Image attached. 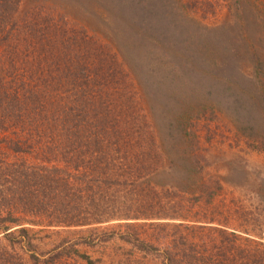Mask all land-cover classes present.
Instances as JSON below:
<instances>
[{
  "label": "rangeland",
  "instance_id": "obj_1",
  "mask_svg": "<svg viewBox=\"0 0 264 264\" xmlns=\"http://www.w3.org/2000/svg\"><path fill=\"white\" fill-rule=\"evenodd\" d=\"M210 1L218 11L215 16L199 14L198 21L196 17L190 20L196 14L193 6L210 12ZM233 1L143 0L147 4L141 8L132 6V24L149 26L151 20L143 21L135 14L152 18L163 12L161 5L169 6L171 15L180 19L190 9L184 23L196 29L203 25L223 30L221 37L229 50L227 62L233 61L229 57L233 52L244 74H251L246 66L253 53L252 44L259 59L264 60V43L262 35L254 34L255 29L250 32L256 36L253 42L244 37L239 40L237 32L241 29L236 30L231 18L229 27L222 28ZM92 3L95 5L96 0H23L13 13L19 24L0 26V264H264V112L261 114L260 109L249 118L245 114L235 116L225 107L219 113L215 94L202 84L195 86V81L199 82L195 74H204L210 68L204 64L199 67L194 59L183 61L176 54L164 70L158 58L151 63L153 59L150 62L147 57L142 64L137 63L139 66L131 61V67L122 64V53L127 52L125 36L135 27L122 23L118 17L121 14L116 13L108 24L118 27L117 32H102L92 18L91 14H96ZM44 4L52 5L54 13ZM246 18L247 24L254 22L252 15ZM55 29L58 47L53 39L39 37V32L55 36ZM84 31L86 52L107 54V66L113 56L121 64L119 70L116 68L121 80L111 91L115 104L99 102L93 89L75 85L81 77L78 65L89 61L80 41ZM231 71L237 73L236 66ZM136 74H161L158 78H165L167 86L163 82L158 93L150 89L145 93ZM154 119L160 121L157 128L152 127ZM248 124L255 126L254 132L246 129ZM246 133L255 134L256 140ZM57 136L69 137L71 150L65 149L66 145L57 147L62 143L53 144L51 140ZM87 136L90 140L85 139ZM19 140L26 144L15 151L21 145ZM99 140L100 145L94 144L99 147L91 145L87 150L89 143ZM163 148L172 150L173 155L169 157L165 151L161 156ZM179 149L190 156L179 161ZM174 156L178 159L171 167V178L166 174ZM156 158L165 171L153 178L151 169ZM54 164L77 186L84 188L86 181L94 179L98 198L99 189L105 188L109 189L108 197L127 201L125 194L139 190L134 184L140 183L145 196L159 203L163 200L165 210H158L156 202L149 211L163 220L46 227L43 220L27 211L12 208L22 193L18 186L21 173L30 177L35 167ZM87 172H93V177L87 178ZM157 183L168 186L155 197L152 192ZM142 206L146 211L147 204ZM9 214L19 223L7 221ZM6 227L10 228L8 233Z\"/></svg>",
  "mask_w": 264,
  "mask_h": 264
},
{
  "label": "trees",
  "instance_id": "obj_2",
  "mask_svg": "<svg viewBox=\"0 0 264 264\" xmlns=\"http://www.w3.org/2000/svg\"><path fill=\"white\" fill-rule=\"evenodd\" d=\"M22 1L23 0H0V26L3 23L9 25L10 23L8 22L19 24L16 20H14L13 13H16V8ZM149 3L153 4L152 2ZM145 4H147V2H143V0H96L95 5L92 3L91 9L95 10L96 13L91 14L93 16L92 18L97 23H99L100 26L97 29H100L102 32H117V30L115 29H118V27L111 28L108 24L111 17H114L116 13L117 15L121 14L118 17L121 18L122 23H130L133 27H135L134 31L126 30L127 34L125 37L128 38V41L126 43L124 41L123 45L124 48H127V52L125 54L122 53L124 57L121 61L122 64L126 62L131 67L132 63L142 64L144 59L147 57L150 62L153 59V62L151 63L157 62L156 58H158V61H160L159 67L164 70L169 58L175 59L176 54H179V59H182L183 61L189 62L194 59V61L198 63L199 67L204 64L206 66H209L210 68L209 70H206L204 74H195L196 77L199 76V82L195 81V86L202 84L204 88L206 87L208 89L209 92L215 94L216 98H214L213 100L214 102L218 101L217 107L219 113H223L225 111V107L228 108L235 116L245 114V116L248 115L249 118L250 116H255L256 111H259L260 109L261 114L264 112V109L260 108L264 105V60L259 59V55L255 50L253 44V53L251 54V56L249 57L250 59L247 62L248 66H246L252 71V73L244 74L242 70L243 68L239 64L241 61H238L234 57H232V54L234 55L235 53L232 52L231 54L229 52V57L233 61L227 62L226 57L229 50L228 45L221 37V32L223 30L217 31L216 29H212L208 26L203 25H198V29H196L195 27L191 28L184 23L185 17H187L186 12L190 11V9L183 13L180 19L179 15H171V12H169V6L161 5L160 7L163 9V12H158L152 18H150V16L148 15L146 16L145 13L139 14L138 12V14H135V17L143 21L151 20L149 26L143 27L139 24L134 26L132 24L134 23L132 6H138L141 8V6ZM178 4H181V2H178ZM44 6H46V4H44ZM46 7H49V9L47 10L48 12L54 13V7H52V5ZM192 9V12L196 14H194V16L190 18V20H193V18L196 17L197 21L200 18L198 16L199 14L215 16V14L218 12L217 9H214L213 1H210V12H206V10L208 9H203V11L201 10V8L197 9L196 6H193ZM228 13V20L223 23L224 25H222V28L229 27L228 21H230L229 18H231L234 21L236 30L238 28L241 29L240 32H237L239 40L244 37L248 42H250L251 40L253 42V38H256V36L250 34V32L253 33L252 30L255 29L254 34H260V36L262 35L260 40L264 43V0H234L232 5H230L229 7ZM248 14L252 15L253 17L252 19L254 20V22L252 24H247L246 22V15ZM256 14L257 16L254 17V15ZM62 15H65V13ZM62 19L63 24L64 17H62ZM74 22L77 23L76 20H74ZM65 25L70 26L68 23H65ZM53 27L58 28L57 26ZM11 28L15 27L12 26ZM73 28L75 29L74 25H72L71 30H73ZM128 28L132 29L129 25ZM18 30L19 32H22L21 28ZM57 31L58 30L56 29L53 30L55 36L52 37L49 36L48 32H39V37L47 40L53 39L55 43L54 45L58 47V38L56 35ZM83 35L84 37H80V41L84 44L85 50L83 52L86 53L89 61L82 64L81 66L78 65L79 74L81 75V77L77 79L79 82H76V80L74 81L76 83L75 85L80 89H93L94 98H96L95 100H98L99 102L103 100V102L111 101L115 104L116 100L113 99L114 97L111 98V91H113V89H115L119 85V81L121 80L119 79L120 74H116V68L119 70L121 64H118L116 62V58L114 56L111 57V55H109V57H111L113 61L110 63L111 66H107V63L104 59L107 54L105 56L100 54L94 56V52H86V45L88 41H86L87 36L85 35V31ZM4 37L5 36H2V38ZM7 38L8 37H6L5 39ZM223 42L225 44H223ZM80 58L83 60V57L80 56L79 59ZM202 59L204 60L203 63L200 62V60ZM129 61H131V64H129ZM233 66H236L237 69V73L235 74H233V71H231ZM136 75L140 77V84L145 93L146 89L147 93L149 91L148 89L155 93H158V88L163 82L167 86L166 81H164L165 78H158V76H160L161 74H149L150 77L147 80L146 77L149 76L147 74ZM173 76L177 77L186 75L173 74ZM201 80L203 81L200 83ZM233 84L237 85L236 89L233 88ZM244 91L245 95L243 93ZM89 101L93 102V98H91ZM126 103L128 104L129 100H127ZM4 105L6 106L7 104ZM4 105V109H6V107L8 106L11 108L12 106L9 104L4 107ZM159 124L160 121L158 119H154L152 127L157 128L159 127ZM170 126H173V124H170ZM161 127L163 128L164 125H162ZM246 129L252 130L254 132L255 126L248 124L246 126ZM246 134L247 136H249V139L256 140V138L254 137L255 134ZM58 137L59 136L55 137V139H52V143H62L57 147L66 145L65 149L71 150L69 145V143L71 142L70 138L68 137V139H66L62 136L59 138ZM85 139L90 140L88 136ZM102 139H104V137ZM100 141L101 140H99L98 143H89V145H87V150H89L91 145H93V147H99L98 145H100ZM19 144L21 145L19 146L17 144L18 147H15V151H21V149H23L22 146L25 145L26 142L19 140ZM86 144H88V142H86ZM94 144L98 145L94 146ZM107 145L108 143L105 144V147H107ZM154 145L155 143H153V146ZM161 147H163V144H161ZM165 151L168 150H165V148H163L161 156L165 155ZM179 152H181L179 161L183 160V158L184 160H186L185 158H187L188 155L190 156V154L185 152V150L181 151L179 149ZM100 153L101 152H99V154ZM167 153L169 157L173 155L172 150H169ZM71 155L74 156L73 154ZM106 158L107 156L105 157V159ZM177 159L178 158L174 156V160L169 162V170L166 174L168 177L170 175L171 178L174 177V170L171 169V167H173V164H177ZM153 162L154 164L152 165L153 167L151 169V177H155L161 172L163 173L165 171L163 170L164 165L159 163L158 158H156ZM55 163L57 164L58 162ZM56 164L51 167H35L33 169L34 174L30 177L29 173H21L22 177H20L21 180L18 179V186L22 187V193L19 199L14 204L15 207L12 208L27 211L37 219L43 220L44 226L46 227H79L95 224H106L113 221L136 222L137 220H163L159 215H155L157 213L153 215L149 214V211L153 208L152 203H156L158 201L156 199L148 197V195L145 196L143 190H140V187L138 186L140 183L134 184L139 190H133L132 192L129 191L128 194H125L127 201L124 198L116 196L108 197L107 194L110 192L108 191L109 189L105 188L99 189V195H101L99 199L96 196L97 194L94 192V188L98 187V185L96 187L93 185L92 181L95 182L94 179L86 181L84 188L81 186H77L75 182L71 183L70 181L66 180V177H63V173H61L62 168H59ZM104 171V169H101V172ZM86 176H88L87 178H89V176L93 177V172H87ZM177 177L181 178L180 175H177ZM186 178L187 177L182 179L183 184L185 183ZM74 179L75 178H73V180ZM159 184L160 183H157V187L153 190L154 192H156V194L152 192L155 197L160 196L161 191L166 188L165 185L168 186V184ZM110 187L111 186H109V188ZM171 187H174V185H171ZM90 189L91 191H89ZM125 189L126 187L122 191L125 192ZM134 193L138 195H133ZM134 197H137V199L133 200ZM162 202L163 200H161L160 203L158 202V210L166 209L165 206L161 204ZM143 203H146L148 206L146 211L143 210ZM167 213L168 212H165V214ZM6 219L13 224L19 223L18 220L11 217L10 214ZM176 219L178 220L177 217ZM4 230L5 233H8L10 228L6 227L4 228ZM234 250L236 249L234 248Z\"/></svg>",
  "mask_w": 264,
  "mask_h": 264
}]
</instances>
